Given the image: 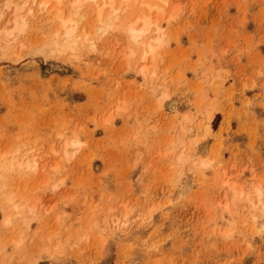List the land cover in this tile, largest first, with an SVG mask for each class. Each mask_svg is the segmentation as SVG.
<instances>
[{"label": "rangeland", "instance_id": "obj_1", "mask_svg": "<svg viewBox=\"0 0 264 264\" xmlns=\"http://www.w3.org/2000/svg\"><path fill=\"white\" fill-rule=\"evenodd\" d=\"M57 1L0 0V264H264V0Z\"/></svg>", "mask_w": 264, "mask_h": 264}, {"label": "bare ground", "instance_id": "obj_2", "mask_svg": "<svg viewBox=\"0 0 264 264\" xmlns=\"http://www.w3.org/2000/svg\"><path fill=\"white\" fill-rule=\"evenodd\" d=\"M96 1L97 0H82V1H80V0H75V2H73L72 3V5H71V10L69 11V13L67 14L66 13V15L67 16H65V17H63V13H62V10H58V8H55V11H54V15L53 16H55L54 18L56 19V21H58V24L60 23V26H59V28H58V30L56 31V33H55V35H58V33L60 32V30L61 31H63V38H61L62 39V43H63V45L61 44L60 46L62 47V46H64L63 47V49H65V47H67L68 48V46H69V49H71L70 48V46L73 44V38L72 37H74L73 35H74V31H75V28H71L70 27V24H72L73 25V23H77V18H75V17H77L76 15L79 13V9H80V7L82 6V4H83V2H91V3H96ZM5 2V1H4ZM60 2H62L61 0H58L57 1V4H60ZM161 2L163 3V4H166V0H161ZM101 4V3H100ZM47 5H48V1H43V2H41L40 3V6H39V12H44L45 10H46V7H47ZM103 5V4H102ZM113 5H114V2H113V0H104V5L102 6V7H100V8H97V10H96V15H97V21L100 23V21H101V17H102V13H103V9H104V7H108L111 11H113V12H117V10H113ZM17 6L15 5V8H16ZM20 7V6H19ZM149 7V9H157V10H161L160 8L158 9V7H156V6H148ZM20 11L21 9H22V6H21V8L19 9V8H16L15 9V11H17L18 12V10ZM57 9V10H56ZM120 10V9H119ZM80 14H81V12H80ZM80 16V15H79ZM78 16V17H79ZM83 16V15H82ZM16 19H17V16L15 17ZM108 18H110V15H108L107 16V19ZM16 19H15V21H14V23H16ZM80 19V18H79ZM79 21V20H78ZM108 21H109V19H108ZM24 23V22H23ZM104 23H102L101 25H103ZM105 25V24H104ZM18 26V24L16 25H14V28L13 29H11V30H9V36H10V34L12 33V31L15 29V30H17V27ZM107 27H109V25L107 26V24L105 25V29L107 28ZM155 28L154 29V32H155V36L154 37H148V34L151 32V30H152V28ZM9 29V28H8ZM101 30H103V28L101 27L100 28ZM99 28L97 29V31H99L100 30ZM2 30H5V29H2ZM21 30H23L22 28H21ZM126 33L129 35L128 37H129V39L134 43V44H136V46L137 45H139L140 46V48H142L141 50H140V59L142 60V61H144L145 62V60L147 59V58H151L150 60H152V61H154V59H155V51L157 52V50H156V48H160V46H162V43H164L163 41H162V39H161V35H160V28H159V26H158V20H154V21H152L151 19H150V17L149 16H147V15H140L139 17H137L134 21H132V22H130L127 26H126ZM6 31V32H5ZM4 32H2V33H4L3 34V36H1L0 35V37H1V39H3L4 37L6 38V37H9L8 35H7V30H5ZM20 31V30H19ZM54 35V36H55ZM86 36V35H85ZM3 37V38H2ZM56 37V36H55ZM54 37V38H55ZM76 37V36H75ZM87 37V36H86ZM78 39V38H77ZM55 41V44H53L54 46L55 45H57V42H56V39H54ZM75 40V39H74ZM83 41H86V40H83ZM50 43V42H49ZM52 43H53V40H52ZM74 43H75V41H74ZM47 45V44H46ZM74 45V44H73ZM50 46V45H49ZM51 47H53L52 45H51ZM57 48H59V44H58V47ZM61 49V48H60ZM63 49L61 50V51H63ZM54 50V49H53ZM66 50V49H65ZM64 50V51H65ZM55 51H56V49H55ZM63 51V52H64ZM70 51V50H69ZM58 52H59V50H58ZM62 52V53H63ZM60 53V52H59ZM130 54H134V53H130ZM134 56V55H133ZM154 57V58H153ZM147 67H142L141 68V72H146L147 70ZM71 143V142H70ZM72 143H73V145H72ZM71 143V146H72V149H73V146L74 147H76V145H78V144H76L75 145V143L74 142H72ZM70 145V144H69ZM66 146H68L67 144L66 145H64V148H66V149H68V147H66ZM70 146V147H71ZM69 147V148H70ZM66 149H65V152L67 153V151H66ZM72 149H71V152H72ZM75 149V148H74ZM63 151H64V149H63ZM27 157V156H26ZM28 158V157H27ZM30 158V157H29ZM29 158L26 160L27 162H25L24 163V165H26L27 167L32 163V164H34V167L33 166H31L32 167V169H35V167H36V163H35V161H31V160H33V158L32 159H30L29 160ZM23 165V164H22ZM208 166V165H207ZM25 168V167H24ZM30 169V168H29ZM31 170V169H30ZM9 219L7 218L6 219V222H7V224H9Z\"/></svg>", "mask_w": 264, "mask_h": 264}]
</instances>
